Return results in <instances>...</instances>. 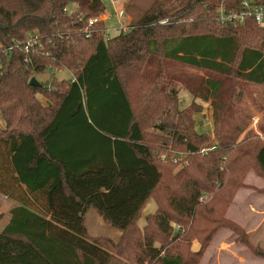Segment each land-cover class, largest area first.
Returning a JSON list of instances; mask_svg holds the SVG:
<instances>
[{
	"label": "trees",
	"instance_id": "16d2710c",
	"mask_svg": "<svg viewBox=\"0 0 264 264\" xmlns=\"http://www.w3.org/2000/svg\"><path fill=\"white\" fill-rule=\"evenodd\" d=\"M243 5L152 0L128 31L105 36L103 20L87 22L105 12L102 0H0V191L16 201L0 264H198L223 227L264 259L226 217L246 174L264 178V112L249 128L243 105L264 86V24L217 20L218 7ZM30 34L40 46L14 47ZM170 63L202 71L199 85ZM53 68L74 80L29 84ZM196 99L209 104V131L196 129ZM149 199L155 210L139 226ZM89 208L117 240L89 234Z\"/></svg>",
	"mask_w": 264,
	"mask_h": 264
},
{
	"label": "rangeland",
	"instance_id": "374dc122",
	"mask_svg": "<svg viewBox=\"0 0 264 264\" xmlns=\"http://www.w3.org/2000/svg\"><path fill=\"white\" fill-rule=\"evenodd\" d=\"M151 1L152 0H102L103 4L105 6V12L103 14H101L102 20L104 21L105 18H107L105 13L109 14L108 19L104 22V28L106 29V31H104L105 35L106 36H113L114 34H116L119 31V28H117V27H118V25H120V22L123 25L129 26V23H131V21H133L135 16L139 15L140 11L148 8V6L151 4ZM171 3H173L172 8H174L178 5V3L176 1H172ZM219 8L220 7L217 8V10H216L217 12H218ZM118 21H120V22H118ZM170 66L173 69H175V71L180 72V74L183 73L186 75H190V77H193V79H195V81L198 77H200V75H203L202 71L195 70V69L189 68L187 66L176 65L174 63H170L168 65V67H170ZM53 76H55L57 79H63V78L64 79H71L72 73L66 69L47 70L45 73L38 74L34 77L38 81L39 80H42V81L45 80L46 81V80L52 78ZM196 83L199 85L198 81H196ZM253 87L254 88H251V90H252V93L254 94L256 92L261 93L262 88L264 86L263 85H255ZM38 96H39V99L43 103H46V100L44 97H42L40 95H38ZM178 97H179V106L180 107H185L191 101V95L183 88L179 89ZM197 101H200V100L197 99ZM200 103H202V102H200ZM243 104H244L245 110L247 111V114L248 113H257L259 115V114H262L264 112V107L258 106L256 104L254 106L253 103L248 102L245 99H243ZM208 110L209 109H205L204 104H203L202 111H205V112L203 114H201V112H202L201 111L200 113H198L199 115L196 116V129L198 131H209L211 129L212 118H211V114L209 113ZM247 123H248L249 128L252 127L254 124L252 122L251 118H250V120L247 119ZM0 126H4V120L2 117H0ZM242 136H243V133L239 136V138H241ZM184 155L185 154H179V155L171 156L172 157L171 160L173 159V161L177 162L175 169H177L183 163V160L185 159ZM11 202L15 203V200L12 199L11 197L5 195L4 193H2L0 191V226L4 223V215L9 213V210H10L9 207H10ZM154 206H155V202L152 199H149V201L145 205L146 208H153ZM226 217H227V215H226ZM143 220L144 219H142V217L139 218V220H138L139 226H142L141 223ZM85 223H86V227H87L89 234L91 236L101 238L102 243H103V241H107V238L108 239H114V240L118 239V238H116V235L119 234V230L114 229L110 226H107L106 222L102 219V217L92 208H89L85 213ZM171 225L173 227V230H175L174 226H176L177 223H171ZM223 228H225V227H223ZM227 229H229V228H227ZM214 235H213V237H214ZM212 238H211V240H212ZM155 244H157V242H155ZM239 244H241V243H239ZM241 245H243V244H241ZM234 249L237 250V248H234ZM219 260L223 261L222 255H220ZM203 264H207V259Z\"/></svg>",
	"mask_w": 264,
	"mask_h": 264
},
{
	"label": "crops",
	"instance_id": "0c3cea01",
	"mask_svg": "<svg viewBox=\"0 0 264 264\" xmlns=\"http://www.w3.org/2000/svg\"><path fill=\"white\" fill-rule=\"evenodd\" d=\"M105 15L107 18H105L103 22H105L109 17L108 13H105ZM263 91L264 87L262 88L261 93L256 92L253 94L255 98L253 103L254 106L256 104L264 107ZM201 104H204L205 109H209L208 111L211 114L208 102H202ZM204 112L205 111H202L201 114ZM249 114L252 116L251 119L254 124L251 126L254 128L260 114ZM197 115L199 114H196V116ZM244 182L249 187L244 186L236 191L230 205L227 208L226 215L228 218L237 222L245 229L253 243L264 248V192L258 191V189L264 188V178L259 176L253 170H250L246 174ZM14 205H16V201L15 203L11 202L9 208ZM155 207L156 205L153 208L144 207L142 219H144L147 213L153 212ZM8 220L9 213L4 215V223L0 226V230L5 226ZM143 224L144 220L141 225ZM119 234L116 235V238L119 237ZM235 238L236 235L230 229H220L212 238L199 264H203L206 259L207 264H264L263 258L252 254L246 246L236 243ZM199 247L200 244L197 240H193L191 242L190 248L192 251H197ZM234 248H237V250ZM220 255H222L223 261L219 260Z\"/></svg>",
	"mask_w": 264,
	"mask_h": 264
},
{
	"label": "built area",
	"instance_id": "2783aa9c",
	"mask_svg": "<svg viewBox=\"0 0 264 264\" xmlns=\"http://www.w3.org/2000/svg\"><path fill=\"white\" fill-rule=\"evenodd\" d=\"M248 17L253 18L254 21L258 25H263L264 24V2L258 3V4H252L249 2V0H244L243 7L238 9V10L225 11L222 9V7H220L218 12H217V20L221 23H224V22L242 23ZM97 20H102L101 15L88 18L87 22H88V24H92V23L96 22ZM118 22H120V21H118ZM117 28H119L120 31L126 32L129 30L130 26L123 25L120 22V25H118ZM104 31H106L105 28H104ZM104 34H105V32H104ZM35 45L40 46L38 36H37V34H30L26 37V39L21 44H15L14 47L25 52V53H27L30 50H33V47ZM52 70H60V69L53 68ZM70 80L71 81L74 80L73 74H72V78ZM206 197H207L206 194H201L199 199L204 200ZM174 227H175V229L179 228L178 225H176Z\"/></svg>",
	"mask_w": 264,
	"mask_h": 264
},
{
	"label": "water",
	"instance_id": "95a60500",
	"mask_svg": "<svg viewBox=\"0 0 264 264\" xmlns=\"http://www.w3.org/2000/svg\"><path fill=\"white\" fill-rule=\"evenodd\" d=\"M29 84H30V85H40V82H39L34 76H32V77L29 79Z\"/></svg>",
	"mask_w": 264,
	"mask_h": 264
}]
</instances>
